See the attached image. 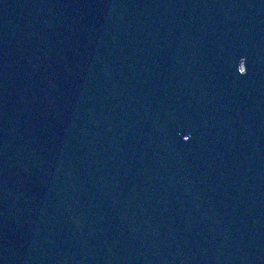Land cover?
Returning <instances> with one entry per match:
<instances>
[{"label":"water","instance_id":"obj_1","mask_svg":"<svg viewBox=\"0 0 264 264\" xmlns=\"http://www.w3.org/2000/svg\"><path fill=\"white\" fill-rule=\"evenodd\" d=\"M0 264H264V0H0Z\"/></svg>","mask_w":264,"mask_h":264}]
</instances>
